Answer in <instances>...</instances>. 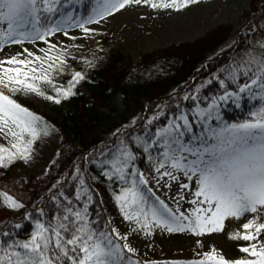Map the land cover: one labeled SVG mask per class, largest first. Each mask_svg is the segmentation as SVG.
<instances>
[{"label":"snow or ice","instance_id":"obj_1","mask_svg":"<svg viewBox=\"0 0 264 264\" xmlns=\"http://www.w3.org/2000/svg\"><path fill=\"white\" fill-rule=\"evenodd\" d=\"M143 2L154 9L181 11L204 0ZM133 3L141 4L142 0H91L87 4L85 0H0V50L6 45L26 42L49 44L47 50L39 49L45 53L44 58L23 48L16 56L0 61V88L11 93L0 90V133L11 139L10 147L0 145V168L17 160L31 159L33 145L49 131L41 118L21 106L13 95L36 93L59 104V98L44 94L37 86L38 81L54 87L57 97L67 99L75 94L76 84L85 79V75L77 71L66 88L53 83L49 69L57 71L66 61L59 54H49L56 45L46 38L61 32L67 36V29L71 27L89 33L91 30L85 25L99 23ZM76 5L90 8L85 19L73 16ZM260 48L259 56L246 59L243 65L232 70L227 83L219 76L214 78L224 91L208 98L205 106L201 107L204 98L197 89L194 94L183 97L184 101L192 102L191 106L176 104L175 111L163 124L159 121L166 114L161 111L147 119L140 134H127V140H113L111 146H106L107 150H99L98 157L88 158L109 181L121 182L114 200L123 219H135L142 229L154 224L163 226L169 233L189 231L202 236L221 232L228 218L246 220L242 223L243 235H229V239L251 242L239 248L247 254L244 258L229 261L213 249L204 254V259L191 264H264V240H261L264 235V45ZM45 60L50 62L47 67ZM57 60L59 66L54 67ZM231 84L236 85L235 90H229ZM243 100L250 105L248 118L240 122L227 121L221 114V106L231 104L240 108ZM136 151L152 162L158 174L157 183L165 178L178 181L181 176L187 181L180 187L189 190L194 198L188 203L196 206L189 214L179 207H169L159 197L152 202L154 193L148 188V179L135 166ZM75 171L77 175L73 179L80 185L75 192V202L86 197L82 207H76L72 198L60 192L52 197L56 212L47 222L41 219L45 216L42 209L39 217H32L31 213L25 215L33 224L28 239H15L14 231H0V237L5 238L0 239V264H125L126 261L134 264L125 255V251L134 250L127 243L117 242L127 237L121 236L115 228L108 231L103 226L98 228L97 222L89 218L92 196L85 187L80 168L76 167ZM165 186H170L167 181ZM0 206L18 210L24 204L8 192L0 191ZM247 214H252V219H247ZM12 227L21 229L23 225L16 222Z\"/></svg>","mask_w":264,"mask_h":264},{"label":"trees","instance_id":"obj_2","mask_svg":"<svg viewBox=\"0 0 264 264\" xmlns=\"http://www.w3.org/2000/svg\"><path fill=\"white\" fill-rule=\"evenodd\" d=\"M88 10L82 8V19ZM245 18L246 24L238 33H234L232 24H221L195 41L173 44L143 54L139 62L117 50H111L108 61L99 68H91L80 60L66 57L77 71L85 75V79L76 84L74 95L63 98L59 104L49 102V110H41L24 93L13 95L22 106L52 123L61 141L58 156L44 176L19 175L17 169L20 160L0 168V191L8 192L26 207L25 213L16 217L1 213L4 206H0V231H14L17 233L15 239L26 240L33 227L32 222L24 218L26 214L39 217V210L42 209L45 216L41 219L47 222L56 212L52 197L60 192L75 202V192L80 188L79 181L73 179L77 175L76 167L80 168L85 187L92 196L89 218L97 222L95 226L98 228L103 226L106 231L112 229L98 191L108 195L115 207L119 208L114 195L119 194L122 184L109 181L88 162V158L98 157L99 150H107L106 146H111L113 140H127V134H140L147 119L161 111L166 114L159 121L163 124L175 111L176 104L191 106L192 102L184 101L183 97L194 94L197 89L204 98L203 106L208 98L220 95L224 89L218 86L214 78L219 76L227 83L232 70L243 65L246 59L259 56L260 45H264V0H250ZM71 77L69 73H58L51 79L57 87L66 88ZM210 80L211 84L208 83ZM37 86L45 95L57 97L55 88L46 82H37ZM235 87V84H231L229 90H235ZM241 103L240 108L231 104L222 105V116L230 122L247 119L250 105L247 100ZM252 103L255 104V101ZM130 146L134 148V145ZM136 155L135 166L139 171L153 169L152 162L145 158V154L136 151ZM151 199L155 202V196ZM84 202L86 197L75 202L76 207H82ZM16 222L23 227L13 229Z\"/></svg>","mask_w":264,"mask_h":264},{"label":"rangeland","instance_id":"obj_3","mask_svg":"<svg viewBox=\"0 0 264 264\" xmlns=\"http://www.w3.org/2000/svg\"><path fill=\"white\" fill-rule=\"evenodd\" d=\"M249 1L208 0L190 5L181 11L154 9L143 0L141 4L127 5L100 20L99 23L85 25L91 30L89 33H85L78 27H71L67 29V36L61 32L46 38L50 44L56 45V48L49 54L52 56L59 54L60 58L66 61L57 71L49 69L50 77L58 73L73 75L77 72L66 57L80 60L88 67L99 68L106 64L111 50L122 51L135 62H139L143 54L173 44L195 41L221 24H232L234 33H238L246 24L245 11L249 9ZM87 2H91V0H85V3ZM153 2L160 3L161 0H153ZM82 8L80 5H76L77 10L73 12L75 18L82 19ZM89 13L90 8L87 14ZM86 17L87 15L83 19ZM48 47L49 44L43 41L26 42L23 45H6L0 50V61L16 56L22 52L23 48H28L35 55L44 58L45 53L39 49L47 50ZM21 58L24 57L21 56ZM48 63L50 62L45 60L44 66L47 67ZM56 66H59V60L56 61L54 67ZM0 90L11 95L7 89L0 88ZM24 95L29 96L41 110H49V102L52 100H47L36 93H24ZM56 98H59L60 101L63 99L62 96ZM30 111L41 118L49 131L33 145L31 159L27 162L20 160L17 173L23 177H39L46 175L50 166L55 162L61 136L52 123L42 115ZM10 144V137L0 133V145L10 147ZM143 173L148 179V188L152 189L154 196L165 201L169 207L173 209L179 207L180 211H185L186 214L196 207L188 203L194 198L189 190L180 187V184L187 182L182 176L178 181L165 178L157 183L155 177L158 174L154 172V169ZM165 181L170 186L166 187ZM98 192L109 225L111 228H115L121 236L127 237L126 240H117V242L121 245L127 243L134 250L131 253L125 251L126 257L134 264H164L167 262L191 264L192 261L204 259V254L213 249L218 256H223L229 261H235L247 255L240 252L239 248L248 246L251 242L239 238L229 239L230 234H244L242 228V223L246 222L244 219L228 218L225 220L224 229L221 232L202 236H196L189 231L169 233L163 226L154 224H150L147 229H142L135 219L124 220L123 214L119 208L115 207L109 196L103 191ZM180 196H183L184 199L181 200ZM25 211L24 205L18 210L4 207L1 213L5 212L21 217ZM140 219L142 221V218ZM247 219H252V214H247ZM261 240H264V235L261 236Z\"/></svg>","mask_w":264,"mask_h":264}]
</instances>
